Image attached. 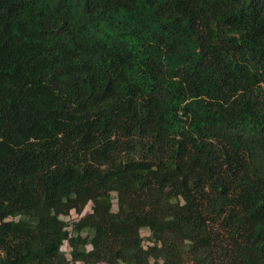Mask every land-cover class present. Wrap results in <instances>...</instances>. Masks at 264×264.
Listing matches in <instances>:
<instances>
[{
	"label": "trees",
	"instance_id": "obj_1",
	"mask_svg": "<svg viewBox=\"0 0 264 264\" xmlns=\"http://www.w3.org/2000/svg\"><path fill=\"white\" fill-rule=\"evenodd\" d=\"M0 264H264V0H0Z\"/></svg>",
	"mask_w": 264,
	"mask_h": 264
},
{
	"label": "rangeland",
	"instance_id": "obj_2",
	"mask_svg": "<svg viewBox=\"0 0 264 264\" xmlns=\"http://www.w3.org/2000/svg\"><path fill=\"white\" fill-rule=\"evenodd\" d=\"M90 210V204L86 206V208L83 210V212L81 214H77L75 212H71L68 216H63L62 218L68 222V228L70 229L71 224L74 221H77L84 213L88 212ZM141 234L143 236L148 235V230L147 229H142L141 230ZM148 243L147 240H144V244L146 245ZM62 250L67 254V256H69V247L68 244L65 242L62 246Z\"/></svg>",
	"mask_w": 264,
	"mask_h": 264
}]
</instances>
